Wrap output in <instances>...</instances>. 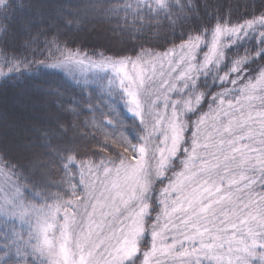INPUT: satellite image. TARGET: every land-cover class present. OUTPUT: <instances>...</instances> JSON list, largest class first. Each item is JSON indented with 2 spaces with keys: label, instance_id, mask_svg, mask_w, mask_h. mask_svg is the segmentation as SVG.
<instances>
[{
  "label": "snow or ice",
  "instance_id": "1",
  "mask_svg": "<svg viewBox=\"0 0 264 264\" xmlns=\"http://www.w3.org/2000/svg\"><path fill=\"white\" fill-rule=\"evenodd\" d=\"M21 79L44 114L0 132V218L27 225L0 264H264V0H0Z\"/></svg>",
  "mask_w": 264,
  "mask_h": 264
},
{
  "label": "trees",
  "instance_id": "2",
  "mask_svg": "<svg viewBox=\"0 0 264 264\" xmlns=\"http://www.w3.org/2000/svg\"><path fill=\"white\" fill-rule=\"evenodd\" d=\"M224 3H237L241 2V0H223ZM84 43L87 48L91 49V47L98 44L97 36L95 33L89 31L88 33L83 34ZM24 55L29 56L31 58V52L23 53ZM130 54V53H127ZM105 74H92L88 75L91 79L95 76H104ZM47 79L52 80L55 79L57 82H60V77H48ZM38 81H26L21 79L17 82H9V86L5 88L4 86H0V132L5 129L2 127L4 124H11L12 122L20 121L23 117H27L30 115H43L41 112H34L32 108V103L36 100L37 93L34 91V88L37 86ZM68 92L71 93L72 88L71 85H66ZM78 92V90H77ZM85 99L91 97L92 102L96 104H100L102 107L106 102V97L101 94L99 90V85L96 82L89 83L87 90L84 93ZM110 100V98H107ZM56 103L55 101L46 102L45 106L49 111H52L51 105ZM123 117H127L128 120H131V117L127 114L126 110L122 109ZM122 117V118H123ZM83 119V117H81ZM54 182L52 183L51 192L55 193L58 189L56 187L59 184V177L55 175V170H53ZM4 222L0 221V236H3L5 232L11 235L13 229L9 228V226H5ZM8 225V224H6ZM16 231V230H15Z\"/></svg>",
  "mask_w": 264,
  "mask_h": 264
},
{
  "label": "rangeland",
  "instance_id": "3",
  "mask_svg": "<svg viewBox=\"0 0 264 264\" xmlns=\"http://www.w3.org/2000/svg\"><path fill=\"white\" fill-rule=\"evenodd\" d=\"M92 74H106V70H102L98 68H86L85 69V75L88 76ZM107 74L110 75L111 74L110 71L107 72ZM127 114L131 117V113L127 112ZM0 221L8 224V225L6 224L4 225L9 226V228H12L13 230H16V231H26L27 230V225H22L16 220L0 218Z\"/></svg>",
  "mask_w": 264,
  "mask_h": 264
}]
</instances>
